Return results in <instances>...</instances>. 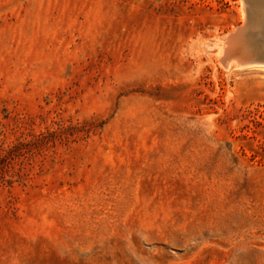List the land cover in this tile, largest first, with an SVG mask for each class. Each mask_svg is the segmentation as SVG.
<instances>
[{"label":"rangeland","instance_id":"374dc122","mask_svg":"<svg viewBox=\"0 0 264 264\" xmlns=\"http://www.w3.org/2000/svg\"><path fill=\"white\" fill-rule=\"evenodd\" d=\"M246 10L0 0V264H264V65L221 52Z\"/></svg>","mask_w":264,"mask_h":264},{"label":"water","instance_id":"95a60500","mask_svg":"<svg viewBox=\"0 0 264 264\" xmlns=\"http://www.w3.org/2000/svg\"><path fill=\"white\" fill-rule=\"evenodd\" d=\"M244 2L246 21L229 34L223 61L237 59L245 66L264 65V12L256 6L257 0Z\"/></svg>","mask_w":264,"mask_h":264},{"label":"bare ground","instance_id":"6f19581e","mask_svg":"<svg viewBox=\"0 0 264 264\" xmlns=\"http://www.w3.org/2000/svg\"><path fill=\"white\" fill-rule=\"evenodd\" d=\"M245 19V18H244ZM235 30H233L232 32H234ZM227 37V36H226ZM224 43V45L221 47V52H222V54H224L225 53V50H226V47L228 46V38L227 39H225V41L223 42ZM222 43V44H223ZM233 60V59H232ZM231 61V60H230ZM235 62H234V64L232 63V65H236V67H238L239 65H242L237 59L236 60H234ZM233 62V61H232ZM243 66H245V65H243ZM255 66H259L258 64L257 65H255ZM235 67V68H236ZM240 68H242L241 66H240ZM231 69V68H230Z\"/></svg>","mask_w":264,"mask_h":264}]
</instances>
